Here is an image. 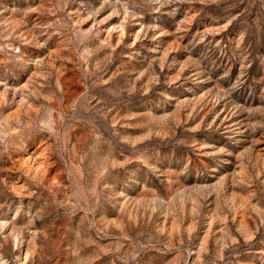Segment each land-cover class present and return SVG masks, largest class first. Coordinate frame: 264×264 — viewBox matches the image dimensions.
I'll use <instances>...</instances> for the list:
<instances>
[{
    "label": "rangeland",
    "instance_id": "rangeland-1",
    "mask_svg": "<svg viewBox=\"0 0 264 264\" xmlns=\"http://www.w3.org/2000/svg\"><path fill=\"white\" fill-rule=\"evenodd\" d=\"M0 264H264V0H0Z\"/></svg>",
    "mask_w": 264,
    "mask_h": 264
}]
</instances>
